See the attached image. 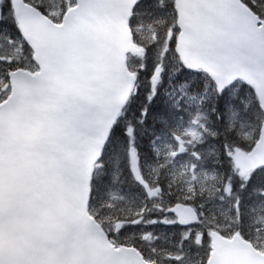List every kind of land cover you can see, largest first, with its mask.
<instances>
[{
    "label": "snow or ice",
    "instance_id": "snow-or-ice-1",
    "mask_svg": "<svg viewBox=\"0 0 264 264\" xmlns=\"http://www.w3.org/2000/svg\"><path fill=\"white\" fill-rule=\"evenodd\" d=\"M0 264H264V0H0Z\"/></svg>",
    "mask_w": 264,
    "mask_h": 264
}]
</instances>
